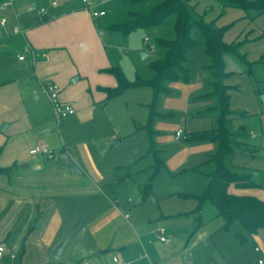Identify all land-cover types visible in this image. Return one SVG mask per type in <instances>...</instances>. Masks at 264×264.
Wrapping results in <instances>:
<instances>
[{
    "label": "crops",
    "instance_id": "0c3cea01",
    "mask_svg": "<svg viewBox=\"0 0 264 264\" xmlns=\"http://www.w3.org/2000/svg\"><path fill=\"white\" fill-rule=\"evenodd\" d=\"M51 1L39 6L46 8L44 15L26 11L28 5H34L26 0H14L13 8L0 3V18H6L5 23L0 24V167L9 169L0 171V244L5 247L0 264H115L113 256L128 264L148 261L195 264L189 246L177 249L166 237L160 241L157 235L158 245L146 241L144 212L137 210L131 217L115 195L108 177L110 168L113 171L128 169V164L145 155V143L141 140L131 146L130 154L123 161L112 157L115 161L101 163L112 148L111 141L118 143L121 137L145 132V101L139 109L141 121L135 120L133 106L112 100L116 99L113 97L106 98L102 87L116 85L115 77L104 70L111 66L108 60L102 58L101 62L96 61L98 63L89 60V68L82 66L87 49H101L99 29L87 20L88 10L94 5L82 0L83 10H72L58 7L57 1L52 5ZM99 10L93 9L92 16H99L93 15V11ZM14 26H19L21 32L14 33ZM18 55H23V59L19 60ZM62 61L66 68L56 67ZM75 62L81 67H76ZM15 63L25 71H19ZM29 72L33 75L29 76ZM69 78L72 81L83 78L80 92L68 88ZM44 80H52L59 86L60 100L74 108L73 119L80 124L93 122V132L99 134L92 137V145L82 142L76 149L65 151L76 164L77 172H70L71 164L57 156L32 157L29 154L31 147L45 143L43 134L48 132L47 118L36 101L45 96L49 100L42 88ZM172 84L180 88V94L168 99L172 106L169 112L178 110L184 114L181 122L174 126V136L181 128L184 136L177 140L193 141L188 147L200 154L210 147L209 142L190 140L189 135L216 129L218 114L213 112L212 94L200 93L199 84L187 87L177 81ZM102 104L103 109H100ZM102 110L106 121L100 115ZM134 121L142 128L139 133L132 128ZM105 127H110V131L103 133ZM248 151L249 148L236 152ZM206 159L210 160V156ZM248 188L231 183L227 190L252 195L245 192ZM126 201L131 202L132 198L128 196ZM64 237L65 244L59 257H55L53 254ZM180 251L183 259L176 255ZM139 254L146 256L139 258ZM258 263L263 264L261 258Z\"/></svg>",
    "mask_w": 264,
    "mask_h": 264
},
{
    "label": "rangeland",
    "instance_id": "374dc122",
    "mask_svg": "<svg viewBox=\"0 0 264 264\" xmlns=\"http://www.w3.org/2000/svg\"><path fill=\"white\" fill-rule=\"evenodd\" d=\"M26 1L37 7L47 4V0ZM56 1L58 7L66 9L83 10L85 7L82 0ZM89 1L94 7L88 10L90 13L87 20L99 29L97 32H100L102 41L100 51L98 47L95 50L87 49V57L82 66L89 68V60L95 63L106 58L110 67H117L129 81L152 79L155 72L150 63L162 59L166 51L161 40H170L175 36V14H168L159 23L141 25L123 33L115 28V25L127 20L130 12L148 13L162 0ZM183 1L193 17L210 22L215 28L224 27L223 40L234 46L233 51L222 54L224 74L216 78L208 67L210 56L204 49V38L200 31L192 26L190 35L194 39V45L185 62L188 71L186 80H166L164 85L167 90L159 91L156 97L152 88L147 85L125 88L113 97L116 99L112 100L133 106L135 120L141 118V103L145 101V132L139 133L142 128L134 121L132 128L139 134L121 137L118 143L111 141L112 148L101 164L115 161L114 158L125 160L130 154V147L143 140L145 155L133 160L125 171H113L110 168L108 177L112 180L115 195L131 217L137 210L144 212L146 241L158 245L156 235L159 233L177 249H182L184 245L189 246L187 248H191L195 264H259V258L264 264V225L252 234L246 232L236 220L224 227L223 218L209 202L202 205L200 212L195 210L197 201L194 196L202 193L208 183V175L215 167L214 160H207L206 157L216 153L219 140L216 137L204 140L209 142L210 147L200 154L188 147L194 144L193 141L177 140L174 136V126L181 122L184 114L178 110L169 112L172 106L168 100L173 95L180 94V88L172 82L177 81L182 87L199 84L200 93L211 92L213 112L217 115L219 102L217 95L213 93V80L217 79L219 83L227 86L230 113L227 126L233 133V138L241 142L240 150L249 148L250 151L225 155L224 163L231 170L248 173L254 185L245 192L264 198V10L222 6L219 0ZM93 9H103L105 14L92 16ZM144 37L150 40L152 48L143 43ZM142 51L147 53L145 57L141 56ZM75 63L76 67H81V64ZM14 65L19 71L23 70L18 67L19 63ZM56 67L66 68V64L62 61ZM32 75V72H29V76ZM83 82V78L75 81L69 78L68 88L80 92ZM29 100L35 102V99ZM36 101L47 118L48 132L43 134L45 143L42 144L52 146L54 156L61 160L62 152L67 149L74 150L82 142L92 145V137L99 135L93 132V122L80 124L78 120L73 119V115L58 122L46 96ZM100 106V109H103V104ZM109 113L110 110L107 115ZM101 114L106 121L104 110ZM108 130L110 131V127H105L102 132ZM157 156L161 161L157 160ZM147 183H150L149 191L144 193ZM128 196L132 198L131 202L126 201ZM142 197L143 201L138 203ZM157 226L159 227L154 231ZM182 253L180 251L176 255L183 259Z\"/></svg>",
    "mask_w": 264,
    "mask_h": 264
},
{
    "label": "trees",
    "instance_id": "16d2710c",
    "mask_svg": "<svg viewBox=\"0 0 264 264\" xmlns=\"http://www.w3.org/2000/svg\"><path fill=\"white\" fill-rule=\"evenodd\" d=\"M222 6H236L242 8H256L264 10V0H219ZM175 14L174 32L175 36L170 40H161L166 47L162 59L152 61L150 66L155 75L150 80H127L117 67H108L104 70L111 73L116 79L113 87H102L106 98L120 94L123 89L129 87L150 86L154 97L159 91H166L164 82L169 79H187L188 71L185 66L187 54L194 45V39L190 35V28L195 26L202 34L205 42V51L210 56L208 67L211 68L216 78L224 74L222 70V54L226 51H233L232 43H227L222 38L223 28H215L210 22L201 18H195L189 11L183 0H162L148 13L130 12L129 18L115 28L123 33H128L135 27L159 23L168 14ZM214 92L218 97L219 113L217 127L214 131H198L189 135L190 140H205L213 137L218 138V148L215 154L210 156L214 160L215 167L209 173V180L202 193L195 195L197 213L205 202H209L217 209L227 226L231 221H239L248 233H256L264 225V200L254 195H240L228 192L229 184L234 183L239 187H252L248 174L238 173L228 168L224 163V156L241 149V142L234 139L227 123L230 116L228 110L229 93L227 86L221 84L217 79L213 80ZM215 134V135H214ZM161 161L159 156L156 157ZM8 168H1L0 171H8ZM150 183L144 186V193H147ZM243 237V236H242Z\"/></svg>",
    "mask_w": 264,
    "mask_h": 264
},
{
    "label": "built area",
    "instance_id": "2783aa9c",
    "mask_svg": "<svg viewBox=\"0 0 264 264\" xmlns=\"http://www.w3.org/2000/svg\"><path fill=\"white\" fill-rule=\"evenodd\" d=\"M22 1V0H19ZM88 4L87 0H83ZM13 2L14 0H1V5L3 7H11L13 8ZM52 5L56 4V0H52L51 1ZM26 11L28 12H32L34 15H44L46 14V8L45 7H36L34 5H28L26 7ZM104 14L103 10H99V11H93V15H102ZM6 21V18L3 16L0 18V24H4ZM13 32L17 33V32H21V29L19 26H14L13 27ZM144 43L149 47L152 48L153 45L150 42V40L146 37H144ZM18 59L22 60L23 59V55H18ZM42 88L44 90V92L46 93V95L48 96L49 100L51 101L52 107H53V111H54V115L55 118L58 122H60L61 120H63L65 117L71 115L74 112V108L71 104L67 103V102H63L60 100L59 98V86L52 80H44L42 81ZM183 135V130L181 128H178L175 131V137L179 138ZM29 154L32 157H36V156H45V157H53L54 155V150L53 147L45 145V144H37L34 145L33 147H31L29 149ZM125 216H127V214H125ZM158 239L160 241H164L165 240V236L162 234L157 233ZM5 253V247L3 245L0 244V257L3 256V254ZM9 255L11 257L14 256V253H9ZM146 254H139V258L145 257ZM112 260L115 264H128L127 261H124L122 259H120L117 256H113ZM259 262H261V260H259ZM145 264H159L157 262H153V261H148Z\"/></svg>",
    "mask_w": 264,
    "mask_h": 264
},
{
    "label": "water",
    "instance_id": "95a60500",
    "mask_svg": "<svg viewBox=\"0 0 264 264\" xmlns=\"http://www.w3.org/2000/svg\"><path fill=\"white\" fill-rule=\"evenodd\" d=\"M141 56L145 57L146 56V52H141ZM61 157H62V159L64 161H66V162L71 164L70 168H69L70 172H77L78 171L76 164L72 163V161L70 160V158L68 157L66 152H62ZM65 241H66V237L63 238V240L61 241L59 246L56 248V250H55V252L53 254L55 257H59L60 252H61V250H62V248H63V246L65 244Z\"/></svg>",
    "mask_w": 264,
    "mask_h": 264
}]
</instances>
